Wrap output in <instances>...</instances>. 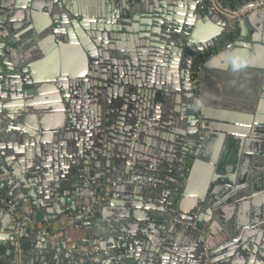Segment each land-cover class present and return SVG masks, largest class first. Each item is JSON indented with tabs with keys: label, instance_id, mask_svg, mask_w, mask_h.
<instances>
[{
	"label": "water",
	"instance_id": "obj_1",
	"mask_svg": "<svg viewBox=\"0 0 264 264\" xmlns=\"http://www.w3.org/2000/svg\"><path fill=\"white\" fill-rule=\"evenodd\" d=\"M14 81L24 101L5 103ZM85 100L107 107L101 137ZM19 132L48 143L11 145L33 165L0 195V264H264V10L232 24L203 0H0V152L33 145Z\"/></svg>",
	"mask_w": 264,
	"mask_h": 264
},
{
	"label": "crops",
	"instance_id": "obj_2",
	"mask_svg": "<svg viewBox=\"0 0 264 264\" xmlns=\"http://www.w3.org/2000/svg\"><path fill=\"white\" fill-rule=\"evenodd\" d=\"M8 87L7 88V91H6V98L4 99V102L5 103H11L13 102L14 99L17 98V102H23L24 101V97L22 98H19L20 96L18 97H14V95L19 91L20 93L19 94H22L25 92L24 90V85H20V83H17V81H14V83H10V84H7ZM16 102V103H17ZM15 103V102H13ZM27 113H23V114H19L22 116L21 119H19L18 121L16 120V124L18 125L17 126V129L18 130H21V129H25L23 128L24 126L26 127V123L28 122L29 124H32V121L30 119H27L25 118V115ZM17 135V138L18 139H23V137H25L24 133L22 132H19V133H15ZM12 135H14V132L12 133ZM27 135V134H26ZM25 138H28L30 142L33 143V145H30L28 143H25L21 140H17V141H10L9 145H7L6 147V150H4V152H0V195H4L6 192L9 191V188L10 186L7 185V182L8 180H15V176H11L9 173L11 172H14V171H20L22 166L24 167L23 169V172L19 175V178H26L27 177V171H29V167L33 165V162H30L29 165H25L24 163H21L19 162L20 160V157L17 158V155L20 154V152L17 150H15L16 148H14L13 145L14 143H16L24 152H28V153H31V152H43V147L48 143L47 141H44V138L43 136L39 135V138L36 139V138H33V137H28V135L25 137ZM7 154V153H11L12 156L10 155V162L9 161H6L4 159L5 155L3 154ZM15 165H17L15 167ZM27 169V170H26ZM25 170V171H24ZM26 173V175H25ZM0 202H3V200H0ZM121 209V208H120ZM127 209H128V206H123V213L124 215L123 216H120L118 215L117 216V219H126L127 221L128 220H135L131 215L130 217L128 218L127 215H125V213L127 212ZM122 213V212H121ZM115 215V214H114ZM127 217V218H125ZM245 225H243L241 228H238L237 231H240L241 232L243 231V228H244ZM37 230L39 231H44L45 229L44 228H41V227H35ZM247 229V228H245ZM85 231V229H83ZM50 231H51V228H50ZM52 234H54V231H51ZM27 243L29 245L28 248H31V251L33 249V246L36 245V242H37V239H36V236L34 235H28L27 237ZM67 241L70 242V244H73L74 242V238L72 235H69L67 237ZM79 242H77L76 244H78ZM34 252V250H33ZM97 256H95L94 258H96Z\"/></svg>",
	"mask_w": 264,
	"mask_h": 264
},
{
	"label": "built area",
	"instance_id": "obj_3",
	"mask_svg": "<svg viewBox=\"0 0 264 264\" xmlns=\"http://www.w3.org/2000/svg\"><path fill=\"white\" fill-rule=\"evenodd\" d=\"M203 1L210 7L213 13H215L222 19L230 21L232 24H238L244 21V19L249 15L257 11L264 10V0L244 1L241 5L233 8L226 7L224 4L220 2V0H203ZM199 69H200V64L197 65L194 70L195 76H197V72ZM194 84L198 88V79L195 80ZM24 225L42 227L37 221L31 220L23 214H17V226H24ZM57 227L58 225L55 226V228Z\"/></svg>",
	"mask_w": 264,
	"mask_h": 264
},
{
	"label": "flooded vegetation",
	"instance_id": "obj_4",
	"mask_svg": "<svg viewBox=\"0 0 264 264\" xmlns=\"http://www.w3.org/2000/svg\"><path fill=\"white\" fill-rule=\"evenodd\" d=\"M195 68H196V66H194V67H192V73H193V75H195V73H194V70H195ZM84 105H85V108L86 109H89L90 107L92 108V107H95V105L96 104H91V102H88V101H84V103H83ZM159 105V104H158ZM161 106H162V104H160ZM97 106V105H96ZM155 106H157V105H154V107ZM97 107H99L102 111H101V116L94 122V126L95 127H93L94 129H96V130H98V133L100 134V137H101V134L103 133H105L106 131H105V125L103 126V124L101 123L102 122V118H104V117H106V115H104V113H106V112H108V110H107V107H105V105H99V106H97ZM105 108H106V110H105ZM87 115L88 114H90V111H87V113H86ZM182 116H183V114L180 112V117H176V116H173V120H172V125H171V127L175 124V123H177V119H179V122H178V124H176V127L174 126V129L176 128V129H178L179 128V126H180V123H181V118H182ZM150 118V117H149ZM107 120V119H106ZM73 122H81V119H78V118H76L75 120H73ZM86 122L89 124V121L88 120H86ZM107 127L108 128H110V124H109V126L107 125ZM146 127V128H145ZM169 127V126H168ZM71 128H72V125H71ZM140 128L141 129H145V130H149L150 131V128L149 127H147V126H145L144 124H140L139 125V130H140ZM161 132V134H164V133H166V132H163V131H160ZM99 136H95V135H93V138L92 137H90V139H88L89 137H87V143H88V147H87V149H86V146H87V144H83V149L85 150H87L88 152H94L95 154H96V149L98 148V143H99V140L101 139ZM102 140V139H101ZM98 142V143H97ZM177 161V159L175 160V159H171V161ZM189 161V160H188ZM92 162V161H91ZM178 162V165L180 166V162H179V160L177 161ZM143 164V163H142ZM181 169H183V170H187L186 169V167L184 166V165H181ZM182 174V173H181ZM90 177V176H89ZM89 180V179H88ZM91 198H94V197H92L91 196ZM93 200V199H92ZM91 200V201H92ZM178 202L174 199V204H177ZM95 203H91V205H94ZM18 214H21V213H18ZM37 226H38V224H37ZM58 226H59V228H58V232L59 231H62V229H63V227H62V225L60 226L59 224H58ZM220 226V228H221V231H224V228L221 226V225H219ZM56 230V228H55V225L51 228V231H55Z\"/></svg>",
	"mask_w": 264,
	"mask_h": 264
}]
</instances>
